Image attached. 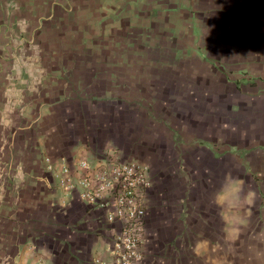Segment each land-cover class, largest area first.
<instances>
[{"label": "crops", "instance_id": "obj_1", "mask_svg": "<svg viewBox=\"0 0 264 264\" xmlns=\"http://www.w3.org/2000/svg\"><path fill=\"white\" fill-rule=\"evenodd\" d=\"M108 149L150 173L145 264H252L264 0H0V264H98L118 225L76 183Z\"/></svg>", "mask_w": 264, "mask_h": 264}, {"label": "built area", "instance_id": "obj_2", "mask_svg": "<svg viewBox=\"0 0 264 264\" xmlns=\"http://www.w3.org/2000/svg\"><path fill=\"white\" fill-rule=\"evenodd\" d=\"M48 161V159H46ZM82 171L77 185L81 196L94 208L104 209L105 220L118 230L110 248L98 264H145V197L151 186L150 173L134 160L122 159L113 150H103L78 162ZM69 167L61 166L60 175L68 176ZM61 187L73 188L71 177L59 180Z\"/></svg>", "mask_w": 264, "mask_h": 264}, {"label": "rangeland", "instance_id": "obj_3", "mask_svg": "<svg viewBox=\"0 0 264 264\" xmlns=\"http://www.w3.org/2000/svg\"><path fill=\"white\" fill-rule=\"evenodd\" d=\"M223 121H225L224 124H226V120ZM153 130L151 132H147L148 135H146L149 136L150 140L151 139L153 140L154 136L156 138V135L159 136V134H157L156 131ZM259 185L261 188V194L259 195L256 192L255 195H253L250 198L249 197L247 198L246 195L245 196L242 195V197L238 198L237 200L240 203V205H242L241 203H243V201L246 200V202H244L246 204L245 209L242 208L243 205L242 206L238 205L240 207L236 208L237 217L245 216L244 220L247 221V215H248V217L251 219L250 224L248 226L246 225V230L249 233V237H244V239L246 240L243 243L244 246L242 245L240 250L244 249L243 250L244 252L249 251L252 264H264V224H262V222H264V181L261 180V183L258 184V186ZM251 187H253V185L246 188L250 189ZM256 189L258 188L256 187ZM249 205H252L250 209H249ZM239 226H244V225L236 226V229L242 230V227ZM238 243L241 244L242 240H239ZM243 253H240V255H243Z\"/></svg>", "mask_w": 264, "mask_h": 264}]
</instances>
